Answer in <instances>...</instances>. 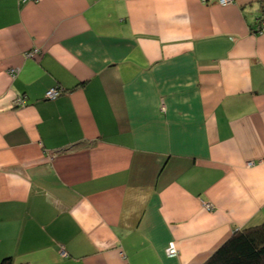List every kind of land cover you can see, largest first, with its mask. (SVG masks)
<instances>
[{"label": "crops", "instance_id": "obj_1", "mask_svg": "<svg viewBox=\"0 0 264 264\" xmlns=\"http://www.w3.org/2000/svg\"><path fill=\"white\" fill-rule=\"evenodd\" d=\"M260 17L264 0H0V263L204 264L263 223Z\"/></svg>", "mask_w": 264, "mask_h": 264}, {"label": "trees", "instance_id": "obj_2", "mask_svg": "<svg viewBox=\"0 0 264 264\" xmlns=\"http://www.w3.org/2000/svg\"><path fill=\"white\" fill-rule=\"evenodd\" d=\"M204 264H264V222L234 232Z\"/></svg>", "mask_w": 264, "mask_h": 264}, {"label": "built area", "instance_id": "obj_3", "mask_svg": "<svg viewBox=\"0 0 264 264\" xmlns=\"http://www.w3.org/2000/svg\"><path fill=\"white\" fill-rule=\"evenodd\" d=\"M229 2H230V0H219V3L221 5H225V4L229 3ZM258 22H259V28L257 29V33L260 34V35L264 34V17H260ZM34 54H35V52H29V53H27L26 56H27V58H31V57L34 56ZM16 73H17L16 69H11L10 74H11L12 77H14L16 75ZM59 94H60V91L58 89H55V88L50 89L49 91L46 92L45 99L53 100ZM14 104L16 106H23V105H25V100L23 98H21V97L16 98L15 101H14ZM207 208H210V207L207 206ZM165 254H166L167 257H175L177 255V249H176V246H175V244L173 242H170L168 244V246L166 248V251H165ZM61 255L64 256L65 253L61 252Z\"/></svg>", "mask_w": 264, "mask_h": 264}]
</instances>
